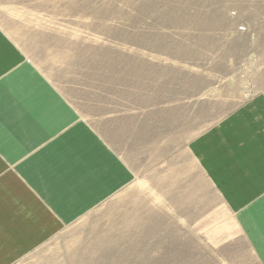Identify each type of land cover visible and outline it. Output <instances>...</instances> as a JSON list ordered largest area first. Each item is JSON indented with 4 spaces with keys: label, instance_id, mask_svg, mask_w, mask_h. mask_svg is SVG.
<instances>
[{
    "label": "rangeland",
    "instance_id": "374dc122",
    "mask_svg": "<svg viewBox=\"0 0 264 264\" xmlns=\"http://www.w3.org/2000/svg\"><path fill=\"white\" fill-rule=\"evenodd\" d=\"M9 1L3 30L135 175L14 264H260L241 225L264 246V214L248 226L189 146L264 90V0Z\"/></svg>",
    "mask_w": 264,
    "mask_h": 264
},
{
    "label": "crops",
    "instance_id": "0c3cea01",
    "mask_svg": "<svg viewBox=\"0 0 264 264\" xmlns=\"http://www.w3.org/2000/svg\"><path fill=\"white\" fill-rule=\"evenodd\" d=\"M9 2L0 0V6ZM0 9L4 14L5 8ZM82 131L84 135L79 133ZM71 136L79 147L94 140L99 147L106 148L108 156L103 166L111 169L114 163L125 173L126 180L124 177L113 180L116 175L113 174L77 209L59 214L44 199L51 197L49 193L43 194L52 179L46 173L61 177L57 173L60 166L52 159L60 153L65 141L74 149ZM189 150L191 161L196 162L209 186L216 189L217 197L221 188L230 205L248 217V226L254 211L264 214V90L197 138ZM134 178L129 164L27 59L0 25V264H14L27 256L129 188ZM83 181L87 182L86 190L97 185H90L89 178ZM189 181L192 183V177ZM218 199L226 204L224 198ZM241 229L249 238L250 251L264 264V246L249 237L242 225ZM256 234L264 235V216Z\"/></svg>",
    "mask_w": 264,
    "mask_h": 264
},
{
    "label": "bare ground",
    "instance_id": "6f19581e",
    "mask_svg": "<svg viewBox=\"0 0 264 264\" xmlns=\"http://www.w3.org/2000/svg\"><path fill=\"white\" fill-rule=\"evenodd\" d=\"M79 133L84 135L83 131ZM72 136L70 139L74 144L76 138ZM69 144L70 142L65 141L60 148V153L52 159V162L57 161V165L60 166L57 173L61 174V177L57 179L53 173H46L47 176H52V179L43 193L51 195V197L44 196V199L47 200L48 206L59 214L77 209L96 187H100L98 185L102 181H104L102 184L110 181L113 174H116L113 180H119L122 177L126 180L125 173H122L119 167L114 166V163H112L111 169L103 166L108 153L99 147L96 141L91 140L85 147H79L78 143L74 144L73 150ZM93 147L94 149H91ZM68 168L72 170L64 171ZM87 178H89L90 185H97L86 190L87 182L83 180Z\"/></svg>",
    "mask_w": 264,
    "mask_h": 264
}]
</instances>
